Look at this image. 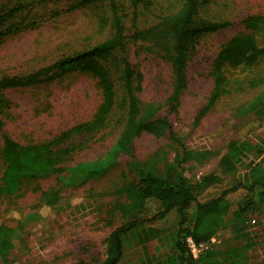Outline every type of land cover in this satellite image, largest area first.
<instances>
[{
	"label": "rangeland",
	"instance_id": "1",
	"mask_svg": "<svg viewBox=\"0 0 264 264\" xmlns=\"http://www.w3.org/2000/svg\"><path fill=\"white\" fill-rule=\"evenodd\" d=\"M115 1L124 8L126 36L124 53H117L111 64L119 94L117 105L96 132L74 136L53 148L62 171L25 179L16 193L0 199V225L11 229L8 239L12 243L5 260L0 258V264L100 263L106 255L107 236L124 223L118 213L110 212L111 205L122 200L113 191L134 178L130 170L132 162L162 171L177 152V137L192 151L213 152L202 161L193 160L183 166L200 203L232 187L244 174L255 175L264 170V106L263 111L245 110L263 90L264 58L251 68H228L223 93L195 122L213 90L214 58L230 38L249 32L242 24L243 18L249 14L264 15V0H209L201 5L199 18L225 21L229 25L197 40L187 58L186 86L174 111L166 104L174 83L170 63L147 51L142 42L131 36L136 29L149 27L176 11L182 0H152L148 9H134L129 0ZM79 2L0 0V14L6 15L2 26L23 28L0 40V78L29 74L109 37L112 33L109 0H92L85 5H78ZM255 37L258 45L264 46V30ZM123 56L134 69L141 107L157 106L158 114L171 123V130L160 136L141 133L128 150L116 147L126 114V107L119 105L122 97L119 60ZM101 100L96 79L85 72L66 74L50 83L3 89L0 184L5 169L2 155L5 138L22 146L49 142L72 126L91 120ZM231 140L240 141L247 148L248 157L235 173L222 174L218 160ZM76 167L82 171L76 172ZM211 172H218V181L200 188V179ZM45 192L58 194L53 207L41 206ZM248 198L256 200L258 210L240 226L233 211ZM227 199L230 212L221 243L216 247L222 248L227 241L236 239L238 250L245 255L240 264H264V200L242 188L228 193ZM195 208L193 202L187 211L189 215H194ZM251 218L256 219L255 225L249 224ZM178 223L179 215L172 210L163 219L150 220L147 225L158 229L164 240L177 230ZM142 256L143 249L135 242L125 246L119 264H142ZM225 257L221 258V264H232Z\"/></svg>",
	"mask_w": 264,
	"mask_h": 264
},
{
	"label": "trees",
	"instance_id": "2",
	"mask_svg": "<svg viewBox=\"0 0 264 264\" xmlns=\"http://www.w3.org/2000/svg\"><path fill=\"white\" fill-rule=\"evenodd\" d=\"M90 1L92 0H80L78 5H85ZM208 1L182 0L176 11L162 16L158 22L149 27L136 29L131 36L133 40L142 42L147 51L170 63L174 83L166 104L171 111L179 105L180 96L186 86L187 58L197 40L207 33L217 32L229 25L225 21L199 18L198 12L201 5ZM109 2L112 33L105 40L64 56L29 74L4 75L0 78L1 93L6 88L50 83L66 74L85 72L96 79L102 98L91 120L72 126L49 142L22 146L12 139L5 138L2 148L5 169L0 184V199L5 195L16 193L25 179L62 171L63 168L57 166L58 157L53 152V148L64 144L74 136L96 132L117 105L119 94L112 78L111 64L116 60L117 53L120 51L124 53L126 36L123 17L125 13L124 8L115 0H109ZM129 3L134 9L139 7L148 9L152 0H129ZM133 14L136 18L135 12ZM5 16L0 14V40L23 29L14 25L2 26ZM242 24L249 32L230 38L222 45L213 60L211 69L213 90L206 106L196 116L195 122L206 114L223 93L228 68H251L264 58V46H259L255 37L259 31L264 30V15L249 14L243 18ZM119 61L122 82V97L119 105L126 107V114L116 147L119 150H128L134 138L141 133L150 132L160 136L167 129L171 130V123L166 117L158 114L157 106L151 105L146 109L141 107L137 93L140 89L135 84L134 69L127 57L123 56ZM262 82L264 84V79ZM263 106L264 87L262 92L245 106V110L247 112L263 111ZM175 143L176 154L160 172L145 163L138 161L131 163L130 170L134 178L113 191V194L122 200L114 202L110 209L112 214L118 213L124 223L107 236L106 255L97 264H119L123 259L125 246L135 242L143 249L142 264H221V258L225 255L232 264H240L245 259L244 251L238 250L236 239L227 241L222 248L217 246L207 250L198 259L192 258L185 240L187 236H192L197 242H207L212 236L221 234L225 230L226 217L230 212L227 195L231 191L242 188L250 193H257L258 200H264V170L255 175L244 174L232 187L200 203L197 201L196 188L185 176L183 166L193 160L202 161L213 152L192 151L178 137L175 138ZM247 152V148L240 141H229L226 150L218 160L219 172L235 173L247 159ZM74 170L82 171L80 167ZM217 173L211 172L203 176L198 186L205 188L217 182L219 179ZM57 201L56 192H45L41 206L50 208ZM193 202L196 203L195 212L194 215H189L187 211ZM255 202L256 200L248 198L233 211L238 225H244L247 217L257 212L258 205ZM172 210L179 215L178 228L163 240L160 236L161 232L148 226L147 222L163 219ZM10 232L9 227L0 225V258L2 260H5L4 256L12 246L8 239Z\"/></svg>",
	"mask_w": 264,
	"mask_h": 264
},
{
	"label": "built area",
	"instance_id": "3",
	"mask_svg": "<svg viewBox=\"0 0 264 264\" xmlns=\"http://www.w3.org/2000/svg\"><path fill=\"white\" fill-rule=\"evenodd\" d=\"M257 223L255 218L249 219V224L255 225ZM221 234H216L210 238L207 242H197L192 236L186 237V245L190 255L193 259H198L207 250L215 248L216 245L221 243Z\"/></svg>",
	"mask_w": 264,
	"mask_h": 264
}]
</instances>
